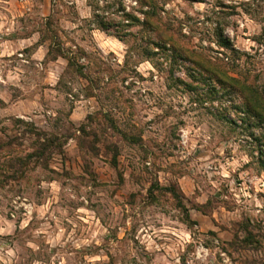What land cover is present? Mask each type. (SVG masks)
<instances>
[{"label":"rangeland","instance_id":"obj_1","mask_svg":"<svg viewBox=\"0 0 264 264\" xmlns=\"http://www.w3.org/2000/svg\"><path fill=\"white\" fill-rule=\"evenodd\" d=\"M150 1L153 25L264 92V0ZM2 6L52 54L20 62L35 44L0 58V264H264V128L155 49L160 35L140 25L148 7ZM219 29L235 58L216 46ZM42 139L51 146L29 158ZM246 223L257 249L240 243Z\"/></svg>","mask_w":264,"mask_h":264},{"label":"trees","instance_id":"obj_2","mask_svg":"<svg viewBox=\"0 0 264 264\" xmlns=\"http://www.w3.org/2000/svg\"><path fill=\"white\" fill-rule=\"evenodd\" d=\"M142 7H148L149 11L144 13L145 20L140 23V25L145 29L152 28V30L157 31L160 35L158 41L153 44L155 49L159 51H171L174 60L176 61H186L192 64V71L190 76L195 80V82H201L206 86H214L212 90L214 94L221 99H233L234 97L239 100L237 106H233L235 112L238 114L241 124L251 126L255 128H264V92L256 86L247 84L246 82L232 77L226 68V65L222 60L218 59V62L211 63L208 60H205L200 55L195 54V52L184 48L180 43L175 40L173 37L168 36L160 29L159 26L153 25L151 22L154 19H157L158 15L155 11V6L150 0H139ZM126 19L130 26L139 24V21L134 17L127 15ZM47 21V20H46ZM42 44V43H38ZM216 46L223 52L228 53L233 58L238 54L234 46L231 44L229 38L223 35L222 29H219L216 32ZM58 52V51H57ZM52 54L51 47L46 53V57ZM58 58H64L61 53L56 54L51 58V61H56ZM227 59V57H225ZM70 60H68V64ZM192 88V87H190ZM226 118V117H224ZM235 124L234 122L230 121ZM45 136L44 134H38ZM51 141L48 139H42V142L37 140L36 147L34 151L28 156L29 158H40L42 157L47 148L51 146ZM114 162V161H113ZM116 167L115 163H113ZM264 168V163L262 164ZM174 198L177 200V206L182 211L185 216V220L190 222V217L187 209L184 207L182 202L179 200V197L176 195V192L172 189L170 190ZM209 204V202L207 203ZM202 207H198L201 209ZM202 210V209H201ZM249 223L242 224L241 230L244 234V237L241 239L240 243L244 244V247H254L257 249L259 245L256 236L249 231ZM239 239L238 235H235V241Z\"/></svg>","mask_w":264,"mask_h":264},{"label":"crops","instance_id":"obj_3","mask_svg":"<svg viewBox=\"0 0 264 264\" xmlns=\"http://www.w3.org/2000/svg\"><path fill=\"white\" fill-rule=\"evenodd\" d=\"M21 2L25 0H20ZM45 8V3L47 0H42ZM49 2V1H48ZM2 11H0V33H2L5 37H8L9 32H14L13 37L9 38H3L1 39L0 37V58L3 57H11V56H19L23 57L22 52L25 53V51L31 47H33L35 44H37L38 39L36 34H31L28 36H20L19 34H16L15 31L17 30L15 27V23L12 22L13 20L10 19L9 13L11 14L12 12L15 13L14 10H11L7 6H2ZM30 8L25 7L24 5L21 4L20 9L18 10L19 14L18 16L21 17L23 16L26 12H29ZM15 15V14H14ZM46 16V15H42ZM44 44H37V46L31 50L29 53V57L26 58L25 60H20V62L28 63L29 61H34V62H41L45 60L46 57V51L44 50ZM14 70H17L16 68H13ZM4 104H6L5 101H3Z\"/></svg>","mask_w":264,"mask_h":264},{"label":"built area","instance_id":"obj_4","mask_svg":"<svg viewBox=\"0 0 264 264\" xmlns=\"http://www.w3.org/2000/svg\"><path fill=\"white\" fill-rule=\"evenodd\" d=\"M135 3H133V5H134ZM19 57H21V55L19 56Z\"/></svg>","mask_w":264,"mask_h":264}]
</instances>
